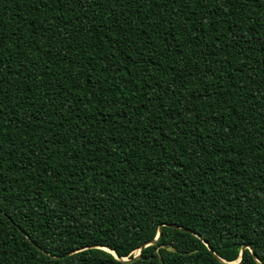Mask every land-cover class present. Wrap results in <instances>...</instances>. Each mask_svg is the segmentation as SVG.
<instances>
[{
	"label": "trees",
	"instance_id": "1",
	"mask_svg": "<svg viewBox=\"0 0 264 264\" xmlns=\"http://www.w3.org/2000/svg\"><path fill=\"white\" fill-rule=\"evenodd\" d=\"M244 245L264 264V0H0V264Z\"/></svg>",
	"mask_w": 264,
	"mask_h": 264
},
{
	"label": "water",
	"instance_id": "2",
	"mask_svg": "<svg viewBox=\"0 0 264 264\" xmlns=\"http://www.w3.org/2000/svg\"><path fill=\"white\" fill-rule=\"evenodd\" d=\"M162 228H163V225H161V226L159 227V232H158L157 237H156L153 241H151V242H149L148 244H146L145 246H143V247L138 251V254H136L131 260H129L128 258H121L119 255H118V258H117V256H116L117 253H116L114 250L110 249L109 247L99 246L98 248L103 249V250H105V251H107V252L112 253L117 259H120V260H122V261H124V262H133V261L137 260V259L141 256L143 248H145L146 246H148V245H150V244H154V243L158 242V240L160 239V237H161V235H162ZM205 243H206V242H205ZM206 245H207V243H206ZM247 248H248L250 251H252V248H251L250 246L244 245V246L242 247V252H241V255H240V259H239L238 261H236V262H232V263H228V264H238V263H240V262L243 260L244 250L247 249ZM70 254H72V253H70Z\"/></svg>",
	"mask_w": 264,
	"mask_h": 264
},
{
	"label": "snow or ice",
	"instance_id": "3",
	"mask_svg": "<svg viewBox=\"0 0 264 264\" xmlns=\"http://www.w3.org/2000/svg\"><path fill=\"white\" fill-rule=\"evenodd\" d=\"M117 258H118V254H116Z\"/></svg>",
	"mask_w": 264,
	"mask_h": 264
},
{
	"label": "rangeland",
	"instance_id": "4",
	"mask_svg": "<svg viewBox=\"0 0 264 264\" xmlns=\"http://www.w3.org/2000/svg\"><path fill=\"white\" fill-rule=\"evenodd\" d=\"M137 254H138V252H137Z\"/></svg>",
	"mask_w": 264,
	"mask_h": 264
}]
</instances>
